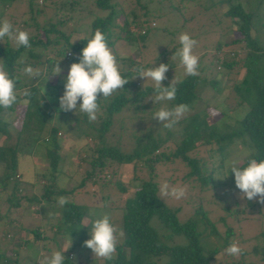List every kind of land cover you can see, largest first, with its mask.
Returning a JSON list of instances; mask_svg holds the SVG:
<instances>
[{"label":"trees","instance_id":"obj_1","mask_svg":"<svg viewBox=\"0 0 264 264\" xmlns=\"http://www.w3.org/2000/svg\"><path fill=\"white\" fill-rule=\"evenodd\" d=\"M15 1L0 0V21L4 20L2 19L3 13ZM37 1L26 0V11L15 18L12 16L8 18L14 31L19 29L29 33L31 47L27 48L22 45L17 47L14 41L11 43L7 36L3 41H0V62L6 66L16 80L17 90V103L8 109L0 107V132L5 136L8 134L7 123L1 119L3 112L11 111L14 106L19 105L22 114L20 127L14 133V143L12 145H0V224L2 227V232H0V264H17L16 249L19 244L11 245L10 242L12 238H17L19 233L26 231L30 234V241L34 240L35 242L45 238L39 225L24 226L20 222V217L37 215V210L31 216L24 214L25 210L33 213L32 210H29L31 202L36 204L37 209L45 204H54V207L59 209L54 224L55 231L53 232L67 235L68 238L76 237L75 243L67 248V251L71 250L72 256V249L76 246L78 248L83 247L84 251L90 250L85 246L84 241L91 238L87 224L91 220L88 219L87 223L83 222L85 211L84 208L75 203L74 199L77 195H74L73 191L77 188H83L86 183L95 188L100 183L99 180L106 175L105 168L110 162L131 165L134 176H131L129 185L132 184L133 177H138L139 180L131 196L124 198L119 224L115 225L123 231L116 252L110 260L101 258V264H158L152 258L159 256L166 257L165 261L160 264H209L211 260L210 264H212L216 254L225 250L232 241L227 240L231 233L230 228H226V226L220 228L224 220L223 216L202 226L203 229L200 233L196 230L198 220L204 216V211L201 210L200 206L194 209L190 217L178 221L176 218L177 208L167 207L156 195L157 185L153 178L154 166L158 163L178 160L186 167L182 179L189 181L190 187L196 185L201 189H207L211 187L212 181L214 182L212 185L222 183V181L216 180L213 172L218 167L220 168V162H222L220 152L234 139L241 146H246L252 157L257 160L264 159V24L258 20L261 15L260 9L264 6V0H206L208 3L205 4L204 8L211 10V12L212 9L215 11V5L218 2L227 4V9L222 15L224 17L222 20L226 19L224 22L221 18L216 20L212 18L216 24L215 29H220L221 25V29H224L226 22H228L227 27L230 23L236 26V35L229 42H216L213 48L217 52L221 49H227L224 50L225 54L228 53L226 59L223 56L216 58L217 63L224 69L230 70L235 66L236 69L239 67L243 69L239 82L231 84V94L228 97L230 100L226 106L233 109L243 107L244 111L236 120L234 127L225 126L221 131L208 129L203 118H199L196 113L192 114L181 126V138L169 152L162 150L172 135V132L166 130L163 131V135H160L158 131L151 134L150 130H146L147 128L144 129L146 132H141L140 135H135L131 131L132 144L128 151H123L119 146L105 142L106 132L116 120L115 116L119 115L125 108L133 107L134 113L136 109H142L145 105L137 102L148 93H154V86L147 85L143 89H139L134 84V79H137V69L144 68L145 65L141 66L138 61L114 53L121 75L128 82L111 97L107 99L98 97L100 98L98 103L101 112L94 122L88 120L86 113H82L81 117H78L72 115L70 111L61 110L57 101L59 86L58 84H49L47 81V77L54 74L57 64L61 68L65 66L61 72L67 75L71 63L78 62L79 54L86 45L87 39L91 38L97 29L104 33L109 48L117 41L126 39V35L134 36L137 41H144L147 35L144 18L149 15L146 2L141 3L140 0H134V3L142 11L140 13L141 18L132 12L130 16L124 14L121 18V24L118 25L116 22L118 17L117 0H84V5L87 6L84 9L88 10L85 19L88 20L89 32L83 35L77 33L76 38L73 39L72 34H76L78 29L67 24V20L71 18L68 12L74 11L75 5L80 0H58L56 4L51 0ZM149 1L155 3V6L151 7L153 8L152 11H155L160 0ZM188 1L177 8L178 13V10H184V6H188L192 2L191 0ZM46 6L52 7L53 10L58 8L61 11H66L65 20H46L48 16H45L43 11ZM92 7L93 10H91ZM95 9L102 12L91 17V11L94 13ZM136 20L138 21L136 26L139 30L130 29ZM149 25L153 26V23L150 22ZM210 26L213 25L210 24ZM142 27L143 29L140 30ZM221 29L220 32L222 33L223 30L221 31ZM232 45L236 46L232 47ZM163 53L160 52V54ZM229 55L230 57H228ZM237 57L239 58V65L236 63ZM28 65L39 68L41 75L38 78L27 76L23 69ZM176 80L179 81L176 84V97L174 100L168 101V109L182 103L189 107L196 95L194 90L198 76L184 74ZM209 83L211 88L215 84L214 80ZM162 84L168 86L170 82L162 81ZM25 90L30 93L27 97L23 95ZM25 100L28 102L24 103ZM223 100L226 101L227 96ZM57 111L60 113V117L68 115L71 123L79 128L77 137L82 135V137H87L89 140L94 139L97 142L93 148H88L87 145L82 147L83 150L78 160L79 163L85 165V168L75 185L70 188H66L67 185L65 187L56 181L57 174L63 172V169L58 165L61 155V143L57 141L59 128L50 124ZM44 126L48 127L45 130V136L42 137L39 132ZM31 127L35 130H32ZM205 129H208L209 138L199 141L200 132ZM206 144L211 146L205 150L207 156H210L209 159L189 154L197 148V145ZM33 151H38L39 156L44 159V167L42 170L39 169L33 173L32 180L22 181L19 174L20 170L17 167L18 156L24 153L28 157ZM214 156L218 157L219 165L213 162ZM246 160L247 157H245L244 163ZM136 169L138 171L144 169L146 177L137 176ZM68 174L67 176H69ZM124 185H117L121 192L126 190V185ZM26 187L31 189L29 195L26 194ZM84 193L93 198V192H90L89 188L88 191L85 190L78 195L81 196ZM60 196H64L68 200L64 206L58 204V197ZM11 211H13L14 216L7 217ZM18 214L19 217L17 218L16 215ZM152 217H155L161 228L168 231V235L182 236L184 243L168 245L162 242L149 223ZM200 234L202 237L209 235L215 239L212 247L206 250V254L203 253ZM255 237H260L262 242L259 246L253 245L251 250L258 253L259 259L264 261V230ZM64 257V264H75L72 262L71 255L65 254ZM83 257L86 258V256ZM92 258L97 262L96 258ZM246 264L256 263L249 262Z\"/></svg>","mask_w":264,"mask_h":264},{"label":"rangeland","instance_id":"obj_2","mask_svg":"<svg viewBox=\"0 0 264 264\" xmlns=\"http://www.w3.org/2000/svg\"><path fill=\"white\" fill-rule=\"evenodd\" d=\"M39 1L40 0L37 2ZM51 1H54L55 4L58 2V0ZM140 1L141 3L146 2V8L149 13V15L144 18L145 26H147V35L144 38V41H137L134 39V36L126 35V39L117 41L110 49H112L113 53H116L118 56H126L128 59L138 61L141 66L145 65L144 69L159 66L160 63L168 64L169 70L166 73L167 78L164 82L171 83L173 79L176 80L185 74L184 66L181 64L180 57L176 55V53L182 47L179 42L180 34L184 32L188 33L197 41L193 52L199 56V74L196 75L198 76V80L194 90L196 95L183 118H181L173 128L168 129L165 128L159 120L153 118L155 113L162 107L168 108V101L157 102L154 99V93H148L144 98L137 102L138 104H144L145 107L142 109H136L135 113L133 107L125 108L126 110L124 109L119 115L115 116L116 120L110 125L106 132L105 136L107 137L105 138V142L107 144H115L123 151H128L132 144L131 131H133L135 135H140L141 132H146V130H150L151 134H155L158 131L160 135H163V131L166 130L172 132V135L168 139L165 148L163 146L162 150L164 152H169L181 138V126L185 124V120L194 113H196L199 118L204 119L208 129L221 131L225 126L234 127L236 120L242 115L244 108L237 107L233 109L228 108L226 105L230 100L228 97L231 94V84L239 82L243 74V69L241 67L236 69V66L230 70L224 69L217 63L216 58L223 56V58L226 59L228 53L225 54L224 50L227 49H221L217 52L213 48V45L216 42H229V40L236 35V26L232 23L227 27L228 22H226V24H224V29H221V25L220 29L221 31L223 30L222 33L220 32V29L217 30L214 27L216 25L214 20L217 18H221V20L224 19L222 15L227 9V4L218 2L215 5V11L212 9L211 12V10H206L204 8L208 1L191 0L192 2H190L188 6H184V10H178V13L177 8L181 7L183 3L189 2L188 0H160L155 11H152L153 8H151L155 6L154 2L149 0ZM26 6V0H16L12 3L11 7L3 13L2 19L8 20L9 16H12V18L19 16L20 13L26 11ZM174 7L176 8L174 9ZM50 8L52 7H44V14L45 16H48L46 20H65L64 18L67 16L66 11H61L58 8H55L54 10L53 8ZM84 8H87V6L84 5V0H80L79 3L75 5L74 11L68 12V14L71 15V18L67 20V24L78 29L76 34H72L73 39L76 38L77 33L78 35H83L88 34L89 32L88 20L85 19L88 15V10H85ZM261 8V15L258 20L264 24V6ZM93 9L94 8L92 7L91 10ZM117 10L118 17L116 22L118 25L121 24V18L124 14H129L130 16V13L132 12L135 15H139L141 18L140 13L142 11L134 3V0H117ZM92 12L93 11H91V17L102 11L98 12V10L95 9L94 13L96 14ZM212 18H214V20H212ZM225 20L222 21L224 22ZM150 22L153 23V26L149 25ZM137 24L138 21L136 20V23L131 25L130 29L134 28L139 30L138 26H136ZM210 24L213 26H210ZM141 29H143V27L140 28V30ZM10 42L12 43L13 41L11 40ZM129 44L132 45L129 46ZM235 46L236 45H232V47ZM160 52L164 53L160 54ZM228 57H230V55ZM238 59L239 58L237 57V65H239ZM64 68L65 66H62V71ZM138 74L139 73L137 72V79H134V84L135 86H138L139 89H143L147 85H154L153 81L150 79L146 80V78H142ZM64 77H66V74L63 72L58 75L51 74L50 77H47L49 84H58L59 86L57 89L58 102L59 97L63 95L64 92ZM213 80L215 84L211 88L209 82ZM225 96H227L226 101L223 100ZM70 112L74 116L81 117L82 115L79 107H77L76 111L72 110ZM21 117L22 114L19 110V105L14 106L11 111L7 110L2 113L1 119L7 123L8 134L5 136V134L0 132V145H12L14 143V133L15 130L17 131L20 127ZM50 124L59 128L57 141L61 143V155L58 165L63 169V172L57 174L56 181H59V183H62L65 187L67 185L66 188H70L75 185L85 168V165L79 163L78 160V157L83 150L82 147L87 145L89 146L88 148H93L97 142L94 139L89 140L87 137H82V135L77 137L79 128L71 123L68 115L60 117L58 111L54 115ZM47 127L48 126H44V128L40 130L39 134L42 137L45 136V130ZM31 128L32 130H35L33 127ZM145 128L147 129L144 131ZM208 129L200 132L199 141H204L209 138L207 134ZM210 147L211 146L207 144L197 145V148L192 150L189 154L209 159L210 156H207L205 150ZM245 152H249V149L246 146H241L235 139L225 149H222L220 152L222 158L220 168L218 167L213 172L216 180L222 181V183L220 185H212L214 183L212 181L210 183L211 187L207 189H201L196 185L190 187L191 183L182 179L186 167L178 160H173L172 162L166 161L165 163H158L154 166L153 178L157 185L156 195L167 207L177 208L176 218L178 221H183L187 217H190L194 209L200 206L201 210L204 211L203 218L198 220L196 224V230L200 233L203 229L202 226L207 225V223L214 221L220 216H223L224 220L220 225V228L223 226L230 228L231 233L227 240H232L231 243L237 242L241 247L242 252L238 256H233L226 253L225 250L219 251L216 254V256H218H215L212 264H246L249 262L264 264V261L259 259L258 253H254L251 250L253 245L259 246L262 242L260 237L257 238L255 236H257L260 231L264 230V204L260 203L258 200H248L247 198L241 199L240 191L235 185L234 174L229 170L228 175L224 176L226 174V162L234 156L243 155ZM213 162L219 165L217 156H214ZM17 163V167L20 170V179L22 181H28L33 179V173L36 172V170H42L45 161L39 156L38 151H33L28 157H26V154L24 153L19 154ZM105 169L106 175H104L103 179L99 180L101 184H97L94 188L93 185H88L86 183L83 188H77L73 191V194L77 195L76 199H74L75 203L84 208L85 211L83 222L87 223L88 219L91 220L90 223H87L88 231H90L92 223L96 219L101 218L104 214L110 216L111 222L114 225L119 224L123 200L125 197L131 196L132 191L135 189V185L139 180L138 177H133V182L129 185L128 182L134 174L130 164L122 165L110 162ZM135 171L137 176L143 178L146 177L144 169L139 171L136 169ZM67 173H69V176H67ZM164 182H167L170 187H186V195L179 200L170 196L162 198L160 196V185ZM118 184H125L126 190L121 192L118 189ZM88 188L90 192H93V198H90L86 193L81 196L78 195L85 190L88 191ZM26 190V194L29 195L31 189L27 188ZM4 194L5 193L3 192V195ZM24 208L26 209V207ZM29 208L33 213L25 210L27 212L24 211V214H29L31 216V214H34L37 210V215L20 217V222H22L24 226H31L33 224L39 225L42 228L41 232L44 234L45 238L39 239L36 242L34 240L30 241V234L26 231L19 233L17 238H12L10 242L11 245H14L15 243L19 244L16 249L17 264H43L45 257L51 255L53 251L59 250L62 252L66 247L75 243L76 237L68 238L66 237L67 235H60L59 232H53L55 231V220L59 214V209L55 208L54 204H45L37 209L36 204L31 202ZM9 216H14L13 211L7 215V217ZM16 217L18 218L19 214L16 215ZM149 223L157 232L160 240L165 244L184 243L182 236L168 235V231L158 225L155 217H152ZM0 232H2L1 224ZM120 237H118V239ZM212 238L213 237L209 235L202 237L200 234V242L204 249V254H206V250L211 248L214 244L215 239ZM72 251L73 256L71 250L63 251L62 255H71L72 262L75 264H101V258L96 257L91 249L84 251L83 247L78 248L76 246ZM83 256H86V258ZM92 257L96 258L97 262H95ZM165 258V256H159L152 259L160 264L165 261Z\"/></svg>","mask_w":264,"mask_h":264},{"label":"clouds","instance_id":"obj_3","mask_svg":"<svg viewBox=\"0 0 264 264\" xmlns=\"http://www.w3.org/2000/svg\"><path fill=\"white\" fill-rule=\"evenodd\" d=\"M14 41L15 46L31 47L29 33L24 30H13V25L8 20L0 21V41L5 37ZM181 48L176 55L180 57L181 64L184 66L185 74L198 75L199 56L194 54L193 49L197 41L188 33H181L179 36ZM169 65L160 63L159 66L152 68L137 69L138 75L146 80L154 82L155 101H171L176 97V84L179 81L173 79L168 86H164L162 81L166 77ZM24 73L30 78H38L41 75L39 68L31 65L23 69ZM62 71L59 64L56 65L54 74ZM64 92L59 97L60 109L68 112L79 107L80 112L86 113L88 120L94 122L98 119L101 112L98 97L105 99L111 97L128 82L121 75L120 67L112 49L108 47L104 33L97 29L91 38L87 39L86 45L79 54L78 62L71 63L66 77H64ZM44 92V89H43ZM23 95L29 96L25 90ZM28 101L25 100L24 103ZM79 102V103H78ZM17 103L16 80L9 73L6 66L0 62V107L8 109ZM188 111L186 104L176 105L169 110L162 107L154 117L159 120L165 128L171 129L179 122ZM247 157L246 163L244 159ZM229 170L234 174L235 185L240 191V198L248 200H258L264 204V159L257 160L250 153L234 156L226 162V174ZM186 195V187L169 186L167 182L160 185V196L172 197L177 200ZM68 200L64 196L58 197V204L64 206ZM91 238L84 241L85 246L90 248L96 257L112 259L117 244L120 242L118 237L123 236V231L118 229L110 219L108 214L96 219L90 229ZM70 247V246H69ZM66 247L63 251L67 250ZM62 251V252H63ZM226 253L233 256L241 254L242 249L237 242L231 243L226 249ZM62 252L53 251L46 256L43 264H64L65 257Z\"/></svg>","mask_w":264,"mask_h":264}]
</instances>
